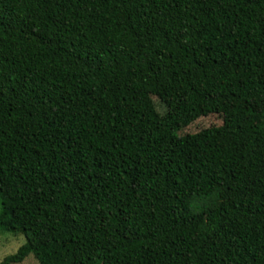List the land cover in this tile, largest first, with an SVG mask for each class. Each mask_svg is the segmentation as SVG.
I'll use <instances>...</instances> for the list:
<instances>
[{
  "label": "trees",
  "instance_id": "1",
  "mask_svg": "<svg viewBox=\"0 0 264 264\" xmlns=\"http://www.w3.org/2000/svg\"><path fill=\"white\" fill-rule=\"evenodd\" d=\"M156 18L222 123L166 133L132 38ZM0 232V264H264V0H0Z\"/></svg>",
  "mask_w": 264,
  "mask_h": 264
},
{
  "label": "rangeland",
  "instance_id": "2",
  "mask_svg": "<svg viewBox=\"0 0 264 264\" xmlns=\"http://www.w3.org/2000/svg\"><path fill=\"white\" fill-rule=\"evenodd\" d=\"M188 18L197 21L190 15ZM164 20L156 18L146 23L136 22L137 25L132 27V38L166 133H193L222 123L228 99L205 83L199 67L184 57L165 55L166 43L178 40V21L165 23ZM216 26L221 28L220 24ZM239 54L242 55V51ZM24 241L22 234L11 237V233L0 232V260L14 253ZM20 264H35L32 254Z\"/></svg>",
  "mask_w": 264,
  "mask_h": 264
}]
</instances>
